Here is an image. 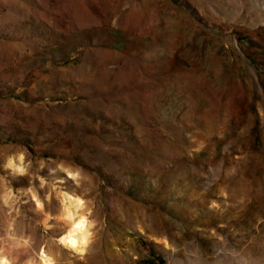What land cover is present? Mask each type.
Listing matches in <instances>:
<instances>
[{
    "label": "rangeland",
    "instance_id": "rangeland-1",
    "mask_svg": "<svg viewBox=\"0 0 264 264\" xmlns=\"http://www.w3.org/2000/svg\"><path fill=\"white\" fill-rule=\"evenodd\" d=\"M43 250L264 264V0H0V256Z\"/></svg>",
    "mask_w": 264,
    "mask_h": 264
},
{
    "label": "bare ground",
    "instance_id": "bare-ground-1",
    "mask_svg": "<svg viewBox=\"0 0 264 264\" xmlns=\"http://www.w3.org/2000/svg\"><path fill=\"white\" fill-rule=\"evenodd\" d=\"M9 165L16 174H21L23 172L22 165L16 164V162L15 164L11 162ZM63 203V213L67 223V229L58 241L77 256H83L86 253L90 235L89 220L79 212L83 206V201L80 198L64 193ZM0 264H11V262L5 257L0 256ZM40 264H55V261L43 250L40 254Z\"/></svg>",
    "mask_w": 264,
    "mask_h": 264
}]
</instances>
